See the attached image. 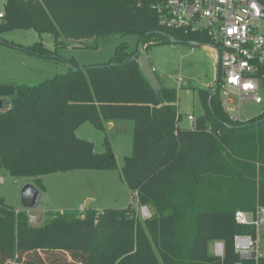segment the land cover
<instances>
[{
  "label": "trees",
  "instance_id": "1",
  "mask_svg": "<svg viewBox=\"0 0 264 264\" xmlns=\"http://www.w3.org/2000/svg\"><path fill=\"white\" fill-rule=\"evenodd\" d=\"M153 0H5L0 39L16 29L50 33L55 39L96 40L133 34L138 44H171L208 38L158 23ZM97 44L91 45L95 47ZM49 55L41 41L26 47ZM135 51L116 45L107 62L72 68L37 84H15L9 106L0 109V172L28 178L45 190L42 176L70 170H115L116 158L104 138L97 152L75 130L89 122L98 130L131 119L132 151L120 178L136 208L91 207L47 211L31 225L24 209L0 197V264H234L236 234L255 235L252 225L234 220L236 210L264 205V115L245 121L225 112L218 89H198L202 113L182 126L175 88L158 96L141 73ZM223 243L222 256L209 251ZM262 256L241 264H264Z\"/></svg>",
  "mask_w": 264,
  "mask_h": 264
},
{
  "label": "rangeland",
  "instance_id": "2",
  "mask_svg": "<svg viewBox=\"0 0 264 264\" xmlns=\"http://www.w3.org/2000/svg\"><path fill=\"white\" fill-rule=\"evenodd\" d=\"M4 1L0 0V12H3ZM37 41L43 43L49 50V55L43 56L28 51L26 47ZM120 42H125L130 51L139 48L140 55L148 57L160 83L176 89V104L182 114L179 124L190 126L187 115L191 114L195 118L203 111L197 90H210L214 82L216 60L212 50L206 45L192 46L189 42H178L152 44L146 48L147 43L139 45L138 37L133 34H111L98 40L94 37L55 39L50 33L38 34L32 29H16L3 34L0 39V84H37L56 74L68 72L71 68L68 63L70 60L80 68L105 63ZM95 43L97 46L91 47ZM231 105L238 112L237 102ZM261 110V105L247 101L240 118L253 117ZM114 122V126L105 123L104 130H98L89 122H84L77 127L75 135L91 141L97 152L105 150L106 138L116 158L118 169H76L46 174L42 176L45 190L41 192L38 205L32 209L21 207L19 200L20 189L24 183L30 182L29 179L12 177L1 171L0 197L16 210L24 209L31 225L42 224L49 210L78 209L80 205L97 211L105 208H126L131 205L136 208L140 219L149 217V209L138 206L136 201L132 200L131 190L120 178L123 158L132 151L133 121L117 119ZM209 251L212 253L211 245Z\"/></svg>",
  "mask_w": 264,
  "mask_h": 264
},
{
  "label": "built area",
  "instance_id": "3",
  "mask_svg": "<svg viewBox=\"0 0 264 264\" xmlns=\"http://www.w3.org/2000/svg\"><path fill=\"white\" fill-rule=\"evenodd\" d=\"M152 8L161 26L208 38L205 45L219 60L220 98L230 118H252H240L247 101L262 106L253 117L264 115V0H153ZM235 101L238 112L231 105ZM187 119L191 125L194 116L188 114ZM234 220L255 229L254 236L234 235L233 246L239 258L234 264L244 259L257 261L263 254L264 205L257 204L252 212L236 210ZM211 246L213 255H223L221 241Z\"/></svg>",
  "mask_w": 264,
  "mask_h": 264
},
{
  "label": "water",
  "instance_id": "4",
  "mask_svg": "<svg viewBox=\"0 0 264 264\" xmlns=\"http://www.w3.org/2000/svg\"><path fill=\"white\" fill-rule=\"evenodd\" d=\"M171 42L178 43L181 41L171 39ZM188 42L194 46L205 45V43L200 42V41H188ZM132 58L136 59L139 70L141 71L145 79L147 80L151 89L155 92V95L158 96L161 91L162 86L159 81V78L154 73L150 65V61L148 57L146 55H140L139 48H138L136 52L134 53V55L132 56ZM81 69H84V67ZM218 81H219V60L218 58H216L214 82L209 92V99L218 89V83H219ZM14 93H15L14 84H0V109L7 108L9 106V97L13 96ZM40 195H41L40 190L37 189L32 183L30 182L24 183L19 192V200H20L21 207H23L24 209L35 208L38 205Z\"/></svg>",
  "mask_w": 264,
  "mask_h": 264
},
{
  "label": "crops",
  "instance_id": "5",
  "mask_svg": "<svg viewBox=\"0 0 264 264\" xmlns=\"http://www.w3.org/2000/svg\"><path fill=\"white\" fill-rule=\"evenodd\" d=\"M115 121V120H114ZM114 121H110L108 122L107 124H109V126H114L115 122ZM85 207H83L82 205L79 206L78 210H82L84 209Z\"/></svg>",
  "mask_w": 264,
  "mask_h": 264
}]
</instances>
